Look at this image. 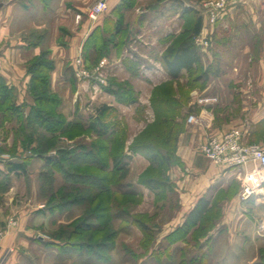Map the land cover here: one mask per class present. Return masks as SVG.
Returning <instances> with one entry per match:
<instances>
[{"label": "rangeland", "instance_id": "obj_1", "mask_svg": "<svg viewBox=\"0 0 264 264\" xmlns=\"http://www.w3.org/2000/svg\"><path fill=\"white\" fill-rule=\"evenodd\" d=\"M95 1L87 7V16L92 23H98L107 14L115 16L95 35V43L105 51L102 56L116 43L126 48L133 46L141 63L139 69L130 68L128 73L141 80L147 78L145 71L161 69L168 48H177L191 35L196 19H203L195 8L204 0H125L115 10L107 9L92 20L88 11ZM141 13L150 32H143V37L134 34L132 40L127 30L133 26L135 33L139 31L133 17ZM126 14L129 23L117 37L116 19H124ZM155 15H160L161 20L152 24L150 20ZM45 24L48 26L43 32L45 38L52 40L54 23ZM36 31L30 30V33ZM166 34L168 36L164 37ZM197 38L192 40L195 46ZM87 56L90 66L80 53L70 61V83L55 87L59 116L55 114V118L45 119L41 125L26 116L25 106L23 118L11 114L4 116L0 109V233L3 234L0 246L8 230L17 228L21 217L34 215L37 220L30 226L34 224L35 229L30 231V241L24 249L32 260L23 264H237L228 260L235 251L238 260L241 259L238 264H264V239L255 231L248 237L243 230L232 233L223 230L214 242V235L209 243L202 242L210 238L212 225L222 217L218 207L225 199L224 194L202 223L188 232H176L167 241L163 238L164 226L178 208L169 172L175 167L180 135L187 125H191L187 119L196 108L195 97L211 79L220 73L225 76L229 71L219 69L218 62L214 61L204 72L201 58L192 71L171 83L155 87L149 100L150 86H145L139 93L127 80L117 79L116 85L106 60L100 56L91 57L89 53ZM79 58L89 69L105 62L101 70L103 84L77 78L75 62ZM154 75L156 83L163 79L159 73ZM91 82L97 91L92 96L87 87ZM112 91H117V95ZM34 108L35 102L29 115ZM92 123H97L98 129L108 131L109 138H101L92 131ZM51 125L55 126L54 131ZM114 157H117V163L113 162ZM92 158L99 159L101 167L91 168ZM11 163H24L26 171L8 172L7 166ZM125 171L128 172L126 178L120 180ZM89 176L94 177L93 181ZM100 179L104 180L109 193H102L100 182H94ZM147 179L162 181L163 186L158 189L161 192L156 194L146 188L144 181ZM100 194L101 199L95 197ZM102 206L103 219L100 220ZM43 210L44 213L40 212ZM141 224L150 233L144 231ZM76 228L90 232L71 238ZM99 230L102 232H97ZM91 235L93 237L88 238ZM229 237H237L241 244L229 247L226 243ZM50 239L59 244H50ZM244 239L249 240V244H244ZM9 248L13 249L12 255L16 252L15 247H7L0 254Z\"/></svg>", "mask_w": 264, "mask_h": 264}, {"label": "crops", "instance_id": "obj_2", "mask_svg": "<svg viewBox=\"0 0 264 264\" xmlns=\"http://www.w3.org/2000/svg\"><path fill=\"white\" fill-rule=\"evenodd\" d=\"M92 1L0 0V79L12 92L16 107H26L27 117L35 102L31 91L34 73L43 69L42 66L34 67V64L43 60L50 65V89L57 94L55 87L70 83L71 76L68 71L74 57L80 53L96 56L97 50L92 48L89 39L94 32L100 31L108 22L114 20L115 16L113 13L107 14L98 23H92L87 16V7ZM123 1L125 0H107L108 9L115 10ZM127 16L128 14L124 19H116V23L121 24V31L129 23ZM159 20L161 16L155 15L150 23L156 24ZM181 20L185 21L184 18ZM49 21L54 23L50 37L52 40H46L43 33L48 27L45 23ZM133 21L139 31L135 33L133 26L127 30L132 40L135 38L134 34L136 37H143V32H150V27L144 24L146 19L142 13L133 17ZM35 29V34L30 33V30ZM121 31L117 32V37L123 33ZM29 35L32 37L29 38ZM167 36L166 34L164 37ZM197 37L210 44L208 49L196 44L198 53L204 60V72L215 61L218 62L219 69L228 70L229 73L225 76V73H220L197 93L199 97L217 98L216 103L198 105L194 109L205 122V126L187 125L185 132L180 135L175 150V167L169 172L170 182L177 195L178 208L165 224L163 238L167 241L169 236L182 228L201 199L210 202L209 214L224 194L225 199L218 207L222 217L212 225L210 238L207 237L202 242L209 243L213 235L214 242L223 230L227 233L243 230L248 237L253 236L255 231L264 239V191L249 201H241L240 184L234 171L212 164L199 152L200 146L209 137L223 135L232 129H243L246 143L264 148V0H242L231 6L214 28L209 27L207 21L202 19L201 32ZM135 52L137 49L133 46L126 48L116 43L108 48L104 56L100 55V58L106 60L108 68L112 69L111 76L116 78L114 84L117 85V79L122 82L127 80L139 93L145 90V86H150V100L155 87L171 83L173 79L162 64L159 70L145 71V80L132 77L128 70L139 69L141 63ZM137 54L141 55V52ZM154 73H159L163 78L159 83L154 82L157 78ZM187 73L182 70L181 75ZM87 87L91 96L95 94L93 92H97L92 82ZM105 96L113 98L108 94ZM40 212L44 213V210ZM36 220L34 215L21 217L17 228L8 230L1 242L0 252L7 247H15L16 252L9 257L6 264H23L32 260V256L24 252V249L29 244L30 233L35 229L34 224H30ZM39 241L44 243L42 239ZM249 242L244 239V244ZM226 243L229 247H236L241 241L237 237H229ZM50 244L57 246L59 242L50 239ZM228 260L238 264L241 259L238 260L235 251Z\"/></svg>", "mask_w": 264, "mask_h": 264}, {"label": "built area", "instance_id": "obj_3", "mask_svg": "<svg viewBox=\"0 0 264 264\" xmlns=\"http://www.w3.org/2000/svg\"><path fill=\"white\" fill-rule=\"evenodd\" d=\"M107 0H96L89 7V18L96 20L107 9ZM242 0H204L195 10L207 21L208 26L215 27L228 9ZM200 46H206L207 40L197 39ZM105 62L89 69L84 65L82 58L75 62V74L77 78L93 80L103 84L101 70ZM217 102L216 97H195V105L203 106ZM187 123L205 126V122L193 111ZM199 152L212 164L222 166L234 171V175L240 184L239 197L241 201H249L264 191V148L257 144L246 143L243 129H232L220 136H211L203 143ZM3 234L0 233V241ZM13 249H6L0 254V264H6L12 255Z\"/></svg>", "mask_w": 264, "mask_h": 264}, {"label": "trees", "instance_id": "obj_4", "mask_svg": "<svg viewBox=\"0 0 264 264\" xmlns=\"http://www.w3.org/2000/svg\"><path fill=\"white\" fill-rule=\"evenodd\" d=\"M116 24L117 25L115 28V32L117 34V32L121 31V24L120 23L119 25L118 23ZM201 28H202V19L198 18L196 19L194 23L193 29L191 31V35L189 37H185V39L182 40V42L179 44L177 48L170 46L167 52L165 53V55L163 56L164 66L173 80H177L180 78L182 70H186L187 72H190L193 70L194 66L199 64L201 60V56L199 55L197 47L195 46V43L192 40L200 34ZM97 32L99 31L94 32V34L89 39L91 45L93 44L92 48L95 49V51L97 50V54L95 57H98L102 55L103 52H105L102 46L99 47L97 43H95V40H96L95 35L97 34ZM83 56L87 63L88 56L87 55H83ZM39 62L40 61L34 64V67L39 68V66H42L43 69L40 72L34 73L35 74L34 83L31 87V91L35 99V108L31 111V114L28 116V118L35 119L37 124L40 122L42 125L45 119L55 118V114L56 116H59L56 113V109H57L56 106L59 101L57 99V95L52 93L50 89V76L48 73L51 70L50 65L47 62H44L43 60L41 63ZM88 65L90 66L91 64H88ZM112 92L114 95H117L116 93L117 91H112ZM154 96H156L155 93H154ZM0 109L3 110L4 116L11 114L18 118H23L22 107H16L13 101L12 92L2 83L1 79H0ZM102 112H103V109L99 111V115H98L99 117H101ZM60 122H61L60 120L57 122L59 124L58 126L61 125ZM51 126H52V131H54L55 126L54 127L53 125ZM90 129L94 131L96 134H99L101 138H104V139L109 138L108 131L98 129L97 123H92L90 125ZM26 161H28V159ZM113 162L114 163L118 162L117 157H114ZM46 163L49 164V161H47ZM101 165L102 163L99 161V159L92 158V161L90 162L89 166L93 168V167H101ZM7 170L8 172H11V173L12 172L24 173L26 171V166L24 163H11L7 166ZM127 173L128 172L125 171L123 175L120 177V180H124L127 176ZM89 177L93 181L94 177L92 176H89ZM103 181H104L103 179H100V181L95 180L94 182L95 183L100 182V188H102L101 190L102 193L107 194L109 193V189L104 186ZM144 186L157 194L160 191L158 190L159 187L163 186V182L160 181L159 179H147L144 181ZM128 194H131V193H128ZM95 197H99V199H101L102 195L101 194L95 195ZM209 207H210V202L207 199H201L199 203L195 206V208L190 212L182 228H180L176 232H179V231L188 232V230L191 227L197 226L198 224L202 223V221L205 219V217L207 216L209 212L208 211ZM100 208L101 210H100L99 216L101 220L103 219L102 218L103 206ZM94 215L95 214H92V216ZM141 225L144 231L148 230L147 232L150 233L149 229L144 224H141ZM89 232L90 230H85V229L80 230L76 228L70 237L75 238V237L86 236L87 234H89ZM97 232L101 233L102 230H99ZM176 232L173 235L169 236V238L171 237L173 238ZM92 237L93 236L91 235L88 238H92Z\"/></svg>", "mask_w": 264, "mask_h": 264}]
</instances>
